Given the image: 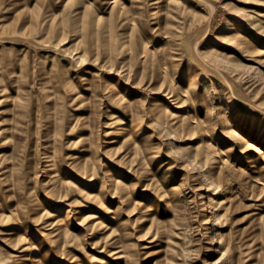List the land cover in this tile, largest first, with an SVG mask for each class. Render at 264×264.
Instances as JSON below:
<instances>
[{"label": "rangeland", "instance_id": "rangeland-1", "mask_svg": "<svg viewBox=\"0 0 264 264\" xmlns=\"http://www.w3.org/2000/svg\"><path fill=\"white\" fill-rule=\"evenodd\" d=\"M0 264H264V0H0Z\"/></svg>", "mask_w": 264, "mask_h": 264}, {"label": "bare ground", "instance_id": "bare-ground-1", "mask_svg": "<svg viewBox=\"0 0 264 264\" xmlns=\"http://www.w3.org/2000/svg\"><path fill=\"white\" fill-rule=\"evenodd\" d=\"M112 3H114V2H112ZM194 84H196V85H197V83H196V82H193V83H192V85H191V86H192V88H191V89H194V90H195V88H196V87L194 86V88H193V85H194ZM189 87H190V86H189ZM189 89H190V88H189ZM190 94H193V93L190 91ZM196 94H197V93H196ZM193 97H194V96H193ZM187 98H188L187 100H190V98H189L188 96H187ZM195 98H196V97H195ZM210 201H212V200L210 199Z\"/></svg>", "mask_w": 264, "mask_h": 264}]
</instances>
